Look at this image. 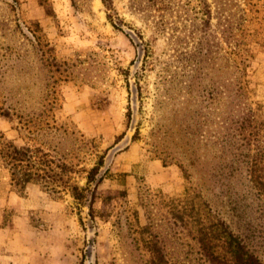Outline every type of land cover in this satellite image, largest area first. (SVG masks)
Segmentation results:
<instances>
[{"label":"rangeland","instance_id":"1","mask_svg":"<svg viewBox=\"0 0 264 264\" xmlns=\"http://www.w3.org/2000/svg\"><path fill=\"white\" fill-rule=\"evenodd\" d=\"M217 1L50 0L47 14L38 0H0V111L13 119L0 116V130L22 145L12 128L20 118L35 130L39 115H53L65 133L24 138L90 167L95 156L70 132L94 137L106 151L98 177L114 174L90 184L91 215L90 192L80 204L64 188L19 193L2 171L0 230L8 237L0 255L41 247L36 264H185L183 230L155 196L183 192V169L232 227L244 219L254 198L248 146L225 145L223 136L245 107L227 96L235 76L219 58L227 46ZM251 48L257 57L245 79L264 102V48ZM70 182L86 180L71 174Z\"/></svg>","mask_w":264,"mask_h":264},{"label":"trees","instance_id":"2","mask_svg":"<svg viewBox=\"0 0 264 264\" xmlns=\"http://www.w3.org/2000/svg\"><path fill=\"white\" fill-rule=\"evenodd\" d=\"M38 1L49 14L50 0ZM217 5L220 35L227 46L225 49L220 45L219 58L232 65L235 76L233 82L228 84L231 90L227 96L238 108L241 103L245 107L232 115L227 127L231 135L224 134V144L230 142L239 147L248 146L246 171L254 191L253 203L244 219L232 227L193 186L184 169L183 192L173 196L157 193L155 196L163 201L172 224L179 225L183 230L185 264H264V102L255 98L245 79L247 68L257 57L251 46L264 48V0H218ZM39 31L42 33L40 27ZM39 43L47 45L43 33L39 36ZM222 92H218L219 97H222ZM48 106L47 111L61 107L57 102ZM43 114L45 117L39 115V127L35 130L32 129L35 123L31 119L20 117V125L12 126L23 139L22 145H17L0 130V173L6 172L9 185L19 193L25 192L29 185L53 194L60 193L59 189L64 188L80 204L90 192L88 208L92 215L94 193L89 188L90 184L95 182L98 185L103 179L114 176L105 170L98 177L106 151H98L94 137L71 131L72 135L75 134L77 148L84 146L95 156L92 165L87 167L68 161L56 146L46 147L47 141L30 144L24 138L25 131L33 137V132L37 130H60L65 133L68 129L66 122H58L53 115L49 117ZM0 116L13 120L7 110L0 111ZM71 174L82 175L86 180L85 185L71 183ZM121 194L125 192L121 191ZM110 198L109 195L105 197L106 200ZM153 264L164 262L160 257Z\"/></svg>","mask_w":264,"mask_h":264},{"label":"crops","instance_id":"3","mask_svg":"<svg viewBox=\"0 0 264 264\" xmlns=\"http://www.w3.org/2000/svg\"><path fill=\"white\" fill-rule=\"evenodd\" d=\"M34 186H28L26 188V191L28 192L29 190L32 189ZM7 232L3 229L0 230V246L1 244L5 243V239L3 237H8ZM33 235V233H30ZM28 233L27 236H30ZM5 246V245H4ZM10 250V249H9ZM7 251V249H6ZM43 256V252L41 250V247L35 248V247H21L20 249H17L16 253L8 254L7 252L4 253L3 255H0V262L3 259L2 264H28V263H34L36 264V261Z\"/></svg>","mask_w":264,"mask_h":264}]
</instances>
